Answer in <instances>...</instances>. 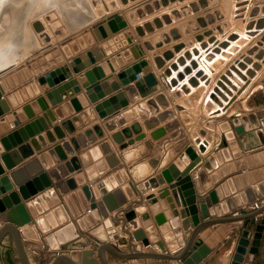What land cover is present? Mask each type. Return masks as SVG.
<instances>
[{
  "label": "crops",
  "instance_id": "0c3cea01",
  "mask_svg": "<svg viewBox=\"0 0 264 264\" xmlns=\"http://www.w3.org/2000/svg\"><path fill=\"white\" fill-rule=\"evenodd\" d=\"M57 46L64 58L63 62L58 63L38 76L33 75L14 88H9L5 81L1 82L2 99L6 101L9 111L0 114V180L8 176L7 183H10L12 188L7 189L6 183H1L0 198L12 191H18V183L14 180L11 173L32 161L36 160L38 167L45 171L50 170L61 162H65L69 170V174L65 177L69 191L62 194L56 189L55 197L46 198L45 206L39 203V208L44 206L43 208L47 209L43 213H38V217H36L37 214H34V211L27 202L32 201L49 188L27 200L22 199V203L25 204L34 223L30 227L31 232L28 237L21 227L5 220L9 210H13L16 204L12 203L9 208L0 213V229L11 226L18 231L28 264L32 263L33 255L31 254V248L27 246L36 248L39 246V244H36V239L31 238V236L37 232L38 235L40 234L44 238L51 232L68 224L65 213L60 206H63L68 215H70L77 231L80 233L77 243L90 239L89 245H80L78 250L80 254H82V250L84 249H92L94 255L91 258L94 257L100 261L97 251L103 243L111 245L119 253L117 254L109 248L106 249L103 252L106 264H112L111 257L132 261L151 259L161 261L162 263L165 261L170 264H186L184 258L174 260L146 256L138 258L126 257L127 254H133L134 252L163 253L162 250L148 242V237L143 241H136L129 222L124 221L125 213L137 207H144L141 212H138V215L143 212L150 215L149 220L155 226L160 241L166 247L165 254L177 255L185 248L193 228L191 227L189 231L183 229V222L187 218L184 219L181 213L178 215V219L182 233L176 236V244L171 245L165 240L166 233L173 232V228L170 226L171 218L168 215V211L171 208L166 207L164 204L166 199L160 198L159 191L170 187L171 184L180 183L174 189L169 188V197L173 198L175 209L180 212L185 208L183 205L176 203L172 193L173 190L180 188L187 202V207L190 209V218L196 214L200 216L201 222L218 218H237L242 216V211L248 214L264 207L263 196L227 214L221 216L215 215L204 219L201 215L199 202L200 197L209 195L217 188H220L221 195H218L220 199L217 204L211 205L210 208H214L222 203L228 206V200L233 199L234 196L240 195V200H245L246 191L250 189L256 192L254 190L255 187L258 188V192L260 193L264 191V109L256 107L255 109H249L247 112H241L244 102H246V105L255 103L252 100V96H249L243 102L238 101V105L233 108V114L217 121H210L206 125V131L200 132L201 127L196 128L194 121H186L188 120V116L179 107V100L174 91L157 86L155 92L143 97L135 86L134 81L126 84L121 82L118 74L126 71L135 62L141 60L140 58L132 61L134 57L129 55L131 53L127 55V47L121 50L117 49L116 51L108 50L106 55L101 59L92 54L89 60L87 59L80 64L71 65V59L76 58V56L68 57L62 50V46L60 44ZM94 46L92 45L91 49ZM48 48L43 49L39 54ZM25 63L27 61L22 64ZM62 66L67 68L66 78L53 86L47 83H40V78L45 77L48 72L61 70ZM99 66L101 70H98V73H92V80L95 83L101 84L104 81H108V85L101 87L99 91H93L95 95H105L96 102H92L86 92L85 85L91 86L93 83L85 74L93 68H100ZM102 71L104 72L103 75L100 74ZM59 73L62 72H58V75H60ZM97 74H100V76H97ZM129 76L125 75L124 78L127 79ZM71 81H74V84L80 87L78 92H75L72 86H67ZM27 85L32 87L33 96L28 97V95L27 99H24L20 90ZM116 85H120V87L115 88ZM55 89H59V96L62 100L54 106L50 98L47 97V92ZM121 91L125 93L129 104L106 118H100L96 106L102 105L105 100L116 96ZM53 96L56 97L54 94ZM39 98L43 99V103L47 106L46 109H43ZM72 99H76L82 107L80 111L71 113V111H75L73 104L67 107L64 106L68 102H71ZM26 107L29 108L26 109ZM45 112L50 114L52 120V125L48 129L33 136H30L29 132L24 130L23 133L19 134V140L14 137V143L11 142L12 149L10 151L4 149V145L1 142L2 138L8 137L9 134L15 131L25 129V125L36 122L37 119L43 117ZM63 120L68 122V125H63ZM224 123H228L229 128L223 129L221 125ZM135 124H138L140 132H133L131 137H125L123 143H117L112 138L114 133L131 128ZM38 126V124H35L36 128ZM160 130H162L163 133L161 134L163 135L159 138H154L152 133ZM228 132L232 133L231 136L228 135ZM101 133L103 134L102 137H100ZM202 133L206 135L202 136ZM139 135L144 136L133 144H129V140L135 139ZM26 136L28 137L27 139ZM72 138H76L79 148L72 144L76 148V155L70 157L67 148L63 146V142ZM201 141H204L206 145L204 152L199 148L200 144H202ZM57 145L62 146V154L68 157L65 161H61V156L56 150ZM189 147L194 149L201 158V161L186 176L173 178L169 171V166L174 164L182 172L191 162L185 156V151ZM5 152L10 153L11 162L15 163L14 167L8 168L6 165L2 158V154ZM182 156L185 157L182 158ZM73 158H77V163L80 165L79 169H72L74 166L72 163ZM120 169L126 170L129 180H124L125 182L122 181L124 183H120V180L124 179V177L122 178V175L116 176L115 182L112 185V188H114L106 194H112L114 199L118 200L117 192L120 190L122 196L128 198V202L110 213V218L121 235L120 240L111 241L106 228L101 227L100 234L89 232L91 229L99 228L102 221L92 223L93 216L90 213L91 209L87 205L88 201L80 187L88 183L90 186H96L99 190L102 188L101 184L103 180L114 176ZM201 170L205 172L206 181L203 185L197 186L195 181L199 179V172ZM38 171L27 168L25 173L27 178L31 179L38 174ZM158 177L162 178L164 183H158ZM106 194L101 195L104 197ZM151 196L158 199L156 204L159 207L156 209L149 202V197ZM195 196V201L192 204L189 203ZM65 197H68V201L64 200ZM193 207L196 209L195 212ZM74 212H76V215H74ZM50 214L51 216H49ZM161 214L167 220L168 229L166 231L162 230V227L156 220L157 215ZM138 215L136 218H138ZM40 217L47 219V225L55 222L56 227L42 233L44 231L38 222ZM84 217L85 224H93L86 231H83L78 224V220ZM238 223L239 226L235 228L228 227L230 222H221L201 229L196 238H199L200 234L205 230L209 231L210 234L206 235L203 244L195 252L190 254V250H188L185 255L188 254L187 256L193 258L194 261H197V257L201 258V260L198 259L199 261L196 264H231L243 227L248 223L250 224L249 230L252 236L243 264H264V211L250 219L239 220ZM259 224L263 225V230L260 232V236L256 238V227ZM124 228L128 232H125ZM84 236L87 238L85 237L84 239ZM35 244L36 246H34ZM7 255L12 260L14 256L19 257L22 264H24L11 229L5 230L0 242V264H5L4 257H7ZM62 255L68 256L60 254L57 257ZM68 257L78 264L80 263L81 256L79 258H75L73 255ZM15 262L19 263L18 261ZM98 264L102 263L99 262Z\"/></svg>",
  "mask_w": 264,
  "mask_h": 264
},
{
  "label": "rangeland",
  "instance_id": "374dc122",
  "mask_svg": "<svg viewBox=\"0 0 264 264\" xmlns=\"http://www.w3.org/2000/svg\"><path fill=\"white\" fill-rule=\"evenodd\" d=\"M69 37L76 39L61 45ZM58 44L80 63L126 47L133 56L131 47H136L141 60L131 67L139 65L142 74L133 81L149 76L155 88L174 91L186 121H194L200 132L210 121L233 114L238 101L249 96L255 103L244 102L241 112L264 109V0L0 1V73ZM35 236L38 248L27 246L31 264H52L60 254L79 258L80 245L90 244L84 236L86 241L51 249L45 237ZM111 258L112 264H170ZM4 263L22 261L7 255Z\"/></svg>",
  "mask_w": 264,
  "mask_h": 264
},
{
  "label": "water",
  "instance_id": "95a60500",
  "mask_svg": "<svg viewBox=\"0 0 264 264\" xmlns=\"http://www.w3.org/2000/svg\"><path fill=\"white\" fill-rule=\"evenodd\" d=\"M76 39L75 37H69L67 39H65L64 41L61 42V45H66L69 44L71 42H73V40ZM131 51L132 54L135 58H139L142 54L140 52H137L136 47H131ZM64 61L63 56L61 55L60 49L58 48V46H52L49 49H47L46 51H44L42 54H38L37 56L31 58L30 60L27 61V63L16 66V67H12L2 73H0V114H3L6 111H9V107L6 103V101L4 99H2V92H1V88H2V81H5L6 84L8 85L9 88H14L19 86L21 83L25 82L27 79L31 78L33 75L34 76H38L41 73H43L44 71H47L48 69H50L51 67H54L55 65H57L58 63H61ZM74 64H80V58H76L71 62V65ZM100 67V66H99ZM140 66L139 65H135L134 68L130 67L128 68L126 71L121 72L120 74H118V78L121 80V82L123 84H126L130 81L135 80L138 75L142 74V70H139ZM111 68L113 69V67L111 66ZM135 69V70H134ZM98 70H101L100 68H93L92 70H89L86 72V76L89 78V80L93 83L91 86L89 85H85L86 86V92L89 96V99L92 102H96L98 99H101L102 97H104L105 94H99V95H95L93 93V91H99L101 87L107 86L108 85V81H104L101 83H95L92 80V73H98ZM58 72H62L59 73L60 75H58ZM66 74H67V68L65 66L61 67V70L58 71H51L48 72L47 75L45 77H42L39 79L41 84H49L50 86H53L55 84H57L58 82H60L62 79L66 78ZM101 75L104 74V72L102 71L100 73ZM100 74H97V76H100ZM125 75H130L127 79L124 78ZM122 78V79H121ZM123 80V81H122ZM147 81L149 83H151V88H150V92H148L146 90V84ZM111 82H113V80H111ZM121 83V84H122ZM135 86L138 88L139 92L141 93V95L143 97L147 96L148 94H150L152 91L156 90L155 85H154V80H152V78L148 77H139L138 80H136L135 82ZM119 84V83H118ZM73 86V90L75 92H78L80 90L79 86H76L74 84V81H71L70 83H68L67 86ZM120 85H116L115 88H119ZM20 93L22 95V97L24 99H27L28 97L33 96V92H32V87L30 85L25 86L24 88H22L20 90ZM53 94L56 96L54 97ZM47 97L50 98L52 104L55 106L59 101L62 100V98L59 96V89H55L51 92H47ZM39 102L42 104L43 109H46L47 106L43 103V99L39 98ZM71 104H73L74 106V110L75 111H71V113L74 112H78L82 109V107L78 104L76 99H72L71 102H68L66 105L64 106H70ZM129 101L126 99L125 97V93L123 91L119 92L116 96H112L111 98L105 100L102 105H97L96 109L98 110V115L100 116V118H106L107 116L115 113L116 111L120 110L121 108H123L124 106L128 105ZM103 107V108H102ZM29 107H26V109H28ZM69 113V112H67ZM16 125V123H14ZM35 124H38L39 126L36 128ZM63 125H68V122L66 121H62ZM52 125V120L50 117V114L48 112H45L43 114V117H41L40 119H37L36 122L30 123L25 125V129H21V131H15L11 134L8 135V137H4L1 139L2 144L4 145V149L7 151H10L12 149V144L11 142L14 143V137L17 138L18 140L20 139L19 134L23 133L24 130H27L30 134V136H33L35 134L40 133L41 131H44L46 129L49 128V126ZM223 129H227L229 128V124L228 123H224L221 125ZM133 132L139 133L140 132V128L138 126V124L133 125L131 128H126L124 130H122L121 132H117L114 133L112 135V138L117 142V143H123L125 137H131ZM162 130L157 131L152 133V136L154 138H159L161 137L163 134ZM28 134V135H29ZM231 132H228V135L231 136ZM101 135V134H100ZM29 136V137H30ZM63 136V135H62ZM144 135H139L137 136L135 139H131L129 140V144H133L136 140H140L141 138H143ZM28 137L26 136V139ZM63 146H65L68 150V155L70 157H73L76 155V148L78 147V143L76 141V138H72L71 140H67L65 142H63ZM74 144L75 147L72 145ZM200 150L202 152H204L206 150V145L205 144H201L199 146ZM56 150L59 152L60 156H61V161H65L68 157L64 156L65 154H62V146L57 145ZM185 156H187L191 162L190 164L182 171L180 172L177 168L176 165L172 164L169 166V171L172 175L173 178H178L180 176H186L200 161L201 158L198 156V154L194 151V149L192 147H189L186 149L185 151ZM185 156H182V158H184ZM2 158L5 161L6 165L8 166V168H12L15 166V163H13V161L11 162L10 159V153L5 152L2 154ZM72 163L74 164L73 166V170L79 169L80 165L77 163V158H73L72 159ZM49 166V165H47ZM27 168L29 170H39L37 173V175H35L33 178L29 179L27 178V175L25 173V171L27 170ZM69 174V170L65 164V162H61L60 164H58L57 166H54L53 168H51L48 171H45L43 169H41L40 167H38V162L32 161L31 163L26 164L24 167H21L19 169H17L16 171H13L11 173L12 177L14 178V180L18 183V191H12L9 194L3 196L2 198H0V213L4 212L6 210V208H9L12 203L16 204L15 208L13 210H9L8 212V216L5 219L6 221L12 222L13 224L17 225L18 227H21L23 229V232L27 235V237L29 236L30 232H31V226L34 224L32 221V217L30 216V214L28 213V210L25 206L24 203H22V199H29L31 197H33L34 195L38 194L41 191H44L45 189L49 188L47 191H45L43 194L37 196L36 198H34L32 201H28L27 204L31 207V209L34 211V214H37L36 217L39 216L38 213H43L45 209L47 208H43L45 205V200L46 198H50L52 196H54L56 193V189H58L60 191V193L65 194L69 191L67 182L65 180V177ZM122 175V178L124 177V179L120 180V183L122 181H128L129 180V176L126 172L125 169H120V171L117 172V174H114V176H110L108 178H105L102 182V188L101 189H97L96 186H90L88 183L81 185V190L84 192L86 199L88 201V206H90L91 209V216L92 217V223H96L99 221H102V224L99 228L96 229H91L90 232L92 234H97L99 233L101 227L106 228L107 233H108V237L111 241H116V240H120L121 239V235L118 232V230L116 229L114 223L112 222L111 218H110V213L111 211L117 209L118 207L124 205L126 202H128V198L125 196H122L121 191L119 190L117 192L118 194V200L114 199V196L112 194H106L109 190H112V185L115 182L114 179L119 176ZM205 172L204 170H201L199 172V179L196 180V184L197 186H200V184H204L206 179H205ZM8 180V176L2 178L0 180V184L1 183H6V187L7 189H11L12 185L10 183H7ZM158 183H164L163 179L158 177L157 178ZM124 181V182H125ZM122 182V183H124ZM185 182V181H183ZM179 182L175 183V184H171L170 187L168 188H164L162 190L159 191V196L162 199H166V201H164V204L166 205V207H170L171 210L168 211V215L171 218L170 220V226L173 228V232H168L165 235V240L166 242L170 243L171 245H173L174 243L176 244V236L180 235L182 233V229L180 227V221L178 219V215L181 213L182 217L185 219V221L183 222V229L185 231H189L190 228L192 227L193 230L191 232V236L190 239L188 240V242L185 245V248L177 255H168L165 254L166 253V247L164 245V243L162 241H160L158 234L156 233V228L155 226L151 223L150 219V215L148 213H141L140 215H138V212H141L144 207H137L136 209H132V210H128L125 213V220L124 221H128L129 222V226L132 230L133 236L135 238L136 241H143L144 239H148V242L150 244H153L156 248H159L160 250L163 251L162 254H157V253H153V252H134L133 254H127L126 257L128 258H138V257H159V258H168V259H183L185 258L187 255L186 251L190 250L189 253L192 254L193 252H195L199 246H201L204 242V238H206V235H209L210 232L209 231H203L199 238H196V236L199 234L200 230L205 228L206 226H209L211 224H217V223H221V222H230L229 224V228H235L237 226H239L238 221L239 220H247L250 219L256 215H258L259 213L264 211V207L254 211L253 213H245V211H242V216L237 217V218H218V219H213L210 221H202L200 220V216L198 215H194L192 218H190V209L187 207V202L184 199V195L182 193V190L180 188H178L177 190H173V196L175 198V201L178 205H183L185 208L182 211H178L175 209V204L173 203V198L169 197L170 195V191L169 188H176L179 186ZM54 185V186H53ZM262 186V185H260ZM117 187V185H116ZM254 190L256 192H253L252 190H247L246 191V197L245 200H240V195L239 196H234L233 199H229L228 200V206H226L225 203H222L221 205H217L214 208H210L211 205L213 204H217L219 199H220V188H217L216 190L212 191L209 195H205L203 197L199 198V202H200V209H201V215L204 219L211 217V216H221L224 214H227L231 211L236 210L239 207H242L243 205L249 204L254 202L256 199L258 198H262L264 196V191L263 192H258V188L255 187ZM219 193V194H218ZM101 194H106L104 197H102ZM219 195V196H218ZM244 196V194H243ZM55 197V196H54ZM196 199V196L194 198H192L190 200L189 203H193ZM65 201H68V197L64 199ZM158 201L157 198L151 196L149 197V202L150 204L154 205V209L158 208L159 206H157L156 202ZM39 203H42V205H44L42 208L38 207ZM169 204V205H168ZM223 206V207H222ZM63 210V212L65 213L66 219L68 220V224L63 226L62 228H59L57 230H55L53 233L48 234L47 236H45V241L48 243L49 247L51 249H58V248H66L70 243L77 241L80 238V233L77 231V228L75 226V224L73 223V221L70 218V215H68V213L66 212V210L64 209L63 206H60ZM194 212L196 211V209L193 207ZM74 215H76V212H74ZM138 215V218H136ZM51 216V214L49 215ZM47 219H45L44 217H40L38 219L39 224L41 225L43 231H48L54 227H56L55 222H53L52 224H48L47 225ZM49 220V219H48ZM156 220L158 222V224L162 227V230L166 231L168 229V226L166 224L167 220L164 217L163 214L161 215H157ZM85 217L78 220V224L80 226V228L83 231H86L88 229H90L92 227L93 224L88 223L85 224ZM250 224L246 223L243 227V230L241 232V237L238 241V245L236 247V252L233 256V260L231 264H243L244 262V258H245V254L248 251V248L250 246V239L252 236L251 231L249 230ZM6 229H11L12 233L14 234V237L16 239V244L18 246L20 255L22 257V260L24 262V264H28L27 263V258H26V254L25 251L23 249V246L21 244L20 238H19V234L18 231L11 226H6L2 229H0V242L2 240V236L5 232ZM125 229V232H128V230ZM257 233H256V238L260 236V232L263 230V225L259 224L256 227ZM31 238H35L36 240L38 239V237L36 238L35 234L33 236H31ZM146 242V241H145ZM111 249L114 252H116L117 254H119L111 245L108 244H101L98 248V255L100 257V261L97 258H91V256L94 255V251L92 249H84L82 250V254H81V260L79 264H98L99 262L102 264H106L104 258H103V252L106 249ZM201 260V258H197V261H194L193 258H191L190 256H187L186 259V264H196L199 260ZM61 261H65L68 262L69 264H78L77 262H75L74 260H72L70 257L62 255L57 257L52 264H58Z\"/></svg>",
  "mask_w": 264,
  "mask_h": 264
},
{
  "label": "bare ground",
  "instance_id": "6f19581e",
  "mask_svg": "<svg viewBox=\"0 0 264 264\" xmlns=\"http://www.w3.org/2000/svg\"><path fill=\"white\" fill-rule=\"evenodd\" d=\"M1 1V0H0ZM249 116V115H248Z\"/></svg>",
  "mask_w": 264,
  "mask_h": 264
}]
</instances>
